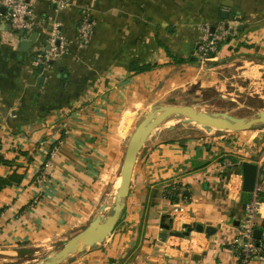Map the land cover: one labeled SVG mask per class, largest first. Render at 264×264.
Returning a JSON list of instances; mask_svg holds the SVG:
<instances>
[{
  "label": "crops",
  "instance_id": "obj_1",
  "mask_svg": "<svg viewBox=\"0 0 264 264\" xmlns=\"http://www.w3.org/2000/svg\"><path fill=\"white\" fill-rule=\"evenodd\" d=\"M67 1L60 8L37 0L29 36L0 22V145L13 161L0 175H24L0 191L3 260L19 248L67 242L106 213L116 197L103 196L121 180L133 131L161 102L219 88L246 64L264 66V0ZM85 18L94 23L87 44L78 38ZM221 25L228 35L205 58L199 43ZM57 30L68 51L35 69ZM134 63L151 69L136 73ZM170 127L139 153L111 235L62 264H264V250L245 259L241 234L244 200L254 195L243 191L244 162L259 166L264 230V137Z\"/></svg>",
  "mask_w": 264,
  "mask_h": 264
},
{
  "label": "water",
  "instance_id": "obj_2",
  "mask_svg": "<svg viewBox=\"0 0 264 264\" xmlns=\"http://www.w3.org/2000/svg\"><path fill=\"white\" fill-rule=\"evenodd\" d=\"M5 11V8L2 9ZM227 18V13H224ZM24 30H20L23 36ZM38 33L34 32L28 40H24L21 45L22 51H27L32 42L36 41ZM176 121L170 127L174 129L183 124H198L210 130L216 128L218 130H226L233 132L248 131L264 124V108L259 111L253 118H245L235 116L221 111L206 112L192 104H166L155 107L146 117H144L135 127L129 144L127 146L123 168L121 171V185L116 193V199L111 211L104 215L106 209H101V215L96 216L92 221L82 229L73 238L64 243V245L53 255L46 256L42 262L36 264H62L68 259L71 254L82 253L88 248L96 247L103 243L114 231L123 214L126 206V198L129 196L130 187L133 178L134 168L139 156V153L144 148L147 140L151 137L154 131H159L163 124L172 120ZM243 168V191L253 193L259 177L258 164L244 162ZM103 213V214H102ZM167 229L169 225L165 226ZM199 231L203 228L197 226ZM193 228H189V231ZM175 236H183L180 232H173ZM262 234L260 229L255 231V236L259 238Z\"/></svg>",
  "mask_w": 264,
  "mask_h": 264
},
{
  "label": "rangeland",
  "instance_id": "obj_3",
  "mask_svg": "<svg viewBox=\"0 0 264 264\" xmlns=\"http://www.w3.org/2000/svg\"><path fill=\"white\" fill-rule=\"evenodd\" d=\"M221 86L212 89L197 86V91H193V93L187 95V97L183 96L181 99V96H179L176 102L173 101L175 99H169V101H163L161 103H165V105L168 102L179 105L192 104L206 112L221 111L245 118L255 117V115L264 108V66L254 63L246 64L234 73V78L227 83H223ZM175 121L176 119L163 124L164 128L172 126ZM186 125L195 130L204 131L206 129L195 123ZM210 130L226 131L216 128H211ZM230 135L235 137V139H258L264 137V124L248 131L230 132ZM113 192V194L105 193L103 196L105 200H107V198H110V201L115 199V191ZM110 206L109 210H107L104 215H107L111 211L113 203ZM84 227H86V225ZM61 239L62 240L57 239L54 244L50 242L43 243L44 245L39 244L36 248L30 246L19 248L15 256L6 258V260H3L4 258L0 253V264H36L42 262L46 256H53L63 246L65 239ZM73 255L75 254H71L69 257Z\"/></svg>",
  "mask_w": 264,
  "mask_h": 264
},
{
  "label": "built area",
  "instance_id": "obj_4",
  "mask_svg": "<svg viewBox=\"0 0 264 264\" xmlns=\"http://www.w3.org/2000/svg\"><path fill=\"white\" fill-rule=\"evenodd\" d=\"M36 1L37 0H0V22L6 24L15 31L24 30L29 36L34 28L33 18ZM50 1L56 3L60 8L65 7L68 3L67 0ZM3 8H5V11L2 10ZM93 30V21L90 20V18L83 19L78 28L79 41L83 44L89 43ZM205 32L206 34L203 40L199 43V51L207 58L217 52L220 44L227 37L228 30L225 26L221 25L213 33L208 29ZM48 44L49 48L38 53L33 60L32 66L35 69H45L49 67L51 62L59 59L68 51L66 44H64V37L59 30L54 32L53 36L48 40ZM50 164V161H47L45 167ZM261 191L262 187L257 183L253 198L245 205L246 216L241 223V234L244 238L243 251L246 260L264 250V230H262V234L259 238L255 236V231L261 228L258 222V209L260 205L259 194ZM180 210L179 207H175V212H179Z\"/></svg>",
  "mask_w": 264,
  "mask_h": 264
},
{
  "label": "trees",
  "instance_id": "obj_5",
  "mask_svg": "<svg viewBox=\"0 0 264 264\" xmlns=\"http://www.w3.org/2000/svg\"><path fill=\"white\" fill-rule=\"evenodd\" d=\"M132 69L134 72L139 73V72H143L146 70H150L151 67L149 65H139V63H134L132 66ZM2 145H0V167L7 165V166H11L13 161L7 160L4 155L2 154ZM24 179V175L18 174L17 172H15L10 178H4L0 175V191H2L3 189L9 187V186H13L16 185L18 183H21ZM246 200H244L245 202H249L250 198H245ZM247 202V203H248Z\"/></svg>",
  "mask_w": 264,
  "mask_h": 264
},
{
  "label": "bare ground",
  "instance_id": "obj_6",
  "mask_svg": "<svg viewBox=\"0 0 264 264\" xmlns=\"http://www.w3.org/2000/svg\"><path fill=\"white\" fill-rule=\"evenodd\" d=\"M120 185H121V180L118 179L117 182L114 184V187L112 189H114L115 193L119 190L120 188ZM108 205V204H107ZM105 206V205H104ZM109 207V206H107ZM111 207V206H110ZM109 209V208H108ZM101 210V209H100Z\"/></svg>",
  "mask_w": 264,
  "mask_h": 264
}]
</instances>
